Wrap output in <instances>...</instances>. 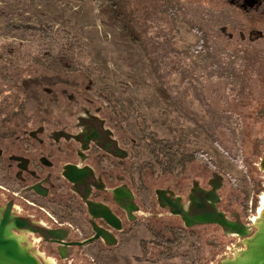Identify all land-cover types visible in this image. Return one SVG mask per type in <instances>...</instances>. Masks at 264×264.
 <instances>
[{
    "label": "rangeland",
    "instance_id": "rangeland-1",
    "mask_svg": "<svg viewBox=\"0 0 264 264\" xmlns=\"http://www.w3.org/2000/svg\"><path fill=\"white\" fill-rule=\"evenodd\" d=\"M105 4L106 0H0V126L10 112L24 109L32 115L40 102L52 98L59 103H66L67 95L79 103L95 99L111 121L121 124L120 135L125 132L127 140L137 142L127 159L133 164L127 181L146 210L156 187L178 176L182 185H190L193 175L214 170L224 175V197L243 192V215L251 222L264 193L259 167L264 150V0H183L176 26L157 9V2L133 0L137 22L146 29L148 50L109 26ZM185 18L189 27L197 24L211 36L210 58L190 50L200 36L188 28ZM12 23L28 24L32 30H10ZM225 23L229 30L222 32ZM64 31L78 38L82 49L70 48ZM60 53L64 70L50 65L49 55ZM96 86L114 92L126 113L118 115ZM152 131L171 143L170 159H159L163 165L147 144ZM258 146L261 150L256 152ZM7 172L0 169V190L17 192L21 202L23 197L32 200ZM51 214L60 220V214ZM69 221L80 225L76 218ZM139 222L122 236L119 246L101 252L95 243L84 246L81 253L86 257L77 263L214 264L216 252L229 251V238L214 236L209 227L184 229L177 237L168 227L177 228L178 221L148 214Z\"/></svg>",
    "mask_w": 264,
    "mask_h": 264
},
{
    "label": "flooded vegetation",
    "instance_id": "flooded-vegetation-1",
    "mask_svg": "<svg viewBox=\"0 0 264 264\" xmlns=\"http://www.w3.org/2000/svg\"><path fill=\"white\" fill-rule=\"evenodd\" d=\"M231 2H237V0H231ZM239 4V6H244L243 2ZM51 95L60 96L59 93ZM67 96L66 103L65 101L59 103V99L56 98H52L47 103L40 102L39 107L33 110L32 115H26L24 109H16L4 117L0 126V169L7 170L9 178L18 184L20 190L27 194L28 198H33L30 200L23 197L25 201L21 202L16 197L17 192L10 195L0 190V215L3 216L8 211L11 222L16 225L14 231L24 236L25 244L29 246L30 251L50 258L51 264H78V259H83L84 255L86 257V254L82 255L81 253L86 245L97 244L98 252L111 248L104 245L101 239H96L86 245L72 246L68 252L69 257L62 259L59 252L60 245L54 241L52 234L57 229H68V241H82L95 236L96 232L81 196L97 186L103 189L99 192H92V198L103 204H108L112 208L114 214L122 221V230L113 229L106 221L99 218L95 219L96 225L106 230H112L117 235L119 243H121L122 236L131 231L128 229L140 223V218H147L149 214L151 218L166 217V219L178 221L180 224L176 227L182 231L209 227L214 236L218 235L216 237L221 238L227 236L230 240L229 244L232 246L227 245L228 252H216L217 262L214 264L234 253L232 249L242 238H239L235 233L230 234L229 231H232L230 228L219 223L186 228L182 217L170 215V211L175 210L174 205L177 201L180 202L181 209L187 208L191 217L219 210L224 213L227 220L239 228L249 223L245 221L243 215L245 195H241L242 191L224 197L226 181L223 180L224 185L219 190L220 201L215 206L205 202L201 189L193 192L191 202L185 206L195 181L199 182L201 188L207 191L211 189L207 180L214 170L209 175H193L190 185H182L181 177L173 172L172 175L178 176L177 180L171 184L156 187L153 192L154 197L151 199V208L146 210L141 195L127 181L128 169L132 170L133 168V164H128L127 159L131 158V153L137 142L130 138L127 140L125 132L122 136L120 135L118 129L122 130L121 124L111 121L110 117L106 115L105 107L97 100L86 98L87 102L79 103L73 95ZM16 114L21 118L14 119ZM260 150L261 148L258 146L256 152ZM255 155L253 154V156ZM4 156H6V160H4ZM262 156L264 157V150L260 159ZM172 163L173 165L175 163L173 157ZM67 164L87 166L88 176L84 178V183H69L60 175L62 165ZM167 169L168 167H165L166 171ZM91 172H94L95 175L90 174ZM258 183L262 184V181ZM122 184L128 185L134 193L131 199L121 200L123 205L131 204L132 207L138 208L132 211L136 216V219L132 221L128 219L126 212L112 201L111 194L107 191L111 187ZM157 188H170L175 193L172 198L168 197L170 195L168 193L167 206H160L155 194ZM178 196L181 197V200L177 199ZM170 202H173L171 207L169 206ZM47 208L60 214L62 221L55 218ZM159 208L162 210L159 211ZM72 218H76L80 225L75 227V223L69 221ZM168 228L171 231L174 229L173 226ZM234 232L236 231L234 230ZM70 259L71 262H67Z\"/></svg>",
    "mask_w": 264,
    "mask_h": 264
},
{
    "label": "water",
    "instance_id": "water-1",
    "mask_svg": "<svg viewBox=\"0 0 264 264\" xmlns=\"http://www.w3.org/2000/svg\"><path fill=\"white\" fill-rule=\"evenodd\" d=\"M87 166L67 164L61 167V176L69 183L77 184L84 183V178L88 176L86 172ZM260 170L264 172V157L261 158L259 163ZM90 174L95 175L94 172ZM224 175L220 172H214L207 180L211 189L209 191L200 187L199 182L195 181L189 193L188 201L185 206L191 202L194 191L203 192L204 200L207 204L215 206L220 201L219 190L224 185ZM35 187V186H34ZM95 188V189H94ZM103 188L94 186L91 191L81 196L82 202L86 207L87 214L90 215V222L93 225V229L96 232L95 236L82 241H68V229H57L52 232L54 241L59 243V252L62 259L69 257V251L72 246L86 245L96 239H101L106 246H116L119 244L117 235L112 230H106L96 225L95 219H103L113 229L122 230V221L116 216L112 208L108 204H103L98 200L92 198L94 191H102ZM111 194L112 201L120 206L127 214L129 220H135L136 216L132 211L137 210V207H132L131 204L123 205L121 200L125 198L131 199L134 196L133 190L128 185L122 184L119 186L111 187L107 189ZM172 198L175 193L170 189L157 188L155 194L159 200L160 206H167V195ZM181 200V197H177ZM173 202H170L171 207ZM175 210L170 211V215H180L184 220V226L186 228L193 227L195 225H204L219 223L225 227L230 228V234L235 233L239 238H242L238 242L232 251L234 253L217 264H264V193L260 196L259 207L256 215L251 222L237 228L231 221L224 217V213L218 211L206 213L205 215H196L191 217L187 211L181 209L179 201L175 202ZM103 206V207H102ZM172 210V208H171ZM132 213V214H131ZM233 225V226H232ZM16 225L11 222V216L8 211L2 216L0 215V264H51L50 258L33 253L29 250V246L25 244L24 236L17 234L14 231ZM234 230L236 232H234ZM240 247V248H239ZM239 248V249H238ZM40 258H39V257Z\"/></svg>",
    "mask_w": 264,
    "mask_h": 264
},
{
    "label": "trees",
    "instance_id": "trees-1",
    "mask_svg": "<svg viewBox=\"0 0 264 264\" xmlns=\"http://www.w3.org/2000/svg\"><path fill=\"white\" fill-rule=\"evenodd\" d=\"M157 2V9L161 11L164 15H167L172 23L176 26V21L180 19V16L183 15V0H152ZM231 1V0H230ZM131 4H133V0H106L105 6L102 8L104 13L107 16V21L109 26H114L118 27L121 30V34L124 37H127L130 41L134 43V45L141 47L144 50H148L146 46V41L144 34L146 32V29L142 28L139 26L136 18V13L133 7H131ZM188 28L190 30H194L198 33L200 36V39L195 42V45L190 48L192 52L194 51H200L202 54H206L209 56V58L212 56L214 53V43L211 42V36L207 33V31L200 27L197 24H194L193 27H189V21L186 20ZM229 24L225 23L224 25L221 26V31L224 32V30H229ZM10 30H16V29H23L26 28L28 30H32V27L29 26L28 24L24 23H12L9 25ZM65 35V40L66 43L69 45L71 48H76L79 47L82 49V43L81 41L72 36L69 32L64 31ZM148 55V54H146ZM49 59L52 61L50 65H52L53 69H59V70H64V65L62 62V57L63 55L60 53L58 55H49ZM3 58V57H1ZM150 60L152 61L151 57ZM69 69H74V67L71 65ZM70 82L74 85H76V82H72L70 80H66V83ZM95 87V86H94ZM97 91L99 92L100 96L102 98L108 99L114 109L118 112V115L125 114L126 110L125 107L121 104L120 100L118 97H116L115 93L108 90L104 89L100 86H96ZM143 122L145 124V127L147 126V122L145 117H142ZM156 133L151 132L146 136L147 144L149 146V149L156 157V160L159 161V164H164L163 161H160L161 157H168L170 159V149H171V143L165 139H158L156 138ZM173 159H177V154L174 152L172 154ZM191 156V155H190ZM160 159V160H159ZM190 159V158H189ZM183 160V159H182ZM181 160V162H183ZM169 161H167L168 163ZM175 232V236L178 237L179 234H181V230L179 228L173 229ZM160 234L158 233V236ZM174 240V239H173Z\"/></svg>",
    "mask_w": 264,
    "mask_h": 264
},
{
    "label": "crops",
    "instance_id": "crops-1",
    "mask_svg": "<svg viewBox=\"0 0 264 264\" xmlns=\"http://www.w3.org/2000/svg\"><path fill=\"white\" fill-rule=\"evenodd\" d=\"M47 210H48L50 213L52 212V210H51L50 208H49V209L47 208ZM126 235H127V234H126Z\"/></svg>",
    "mask_w": 264,
    "mask_h": 264
},
{
    "label": "bare ground",
    "instance_id": "bare-ground-1",
    "mask_svg": "<svg viewBox=\"0 0 264 264\" xmlns=\"http://www.w3.org/2000/svg\"><path fill=\"white\" fill-rule=\"evenodd\" d=\"M261 196V195H260Z\"/></svg>",
    "mask_w": 264,
    "mask_h": 264
}]
</instances>
